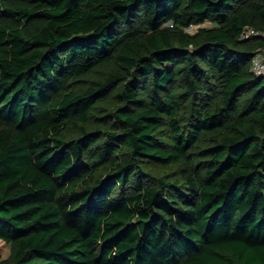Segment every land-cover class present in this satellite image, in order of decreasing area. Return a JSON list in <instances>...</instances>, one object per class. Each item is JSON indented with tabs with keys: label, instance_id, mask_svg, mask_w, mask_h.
Here are the masks:
<instances>
[{
	"label": "trees",
	"instance_id": "1",
	"mask_svg": "<svg viewBox=\"0 0 264 264\" xmlns=\"http://www.w3.org/2000/svg\"><path fill=\"white\" fill-rule=\"evenodd\" d=\"M248 28L258 34L241 38ZM257 50L264 0H0V240L11 264H264ZM102 64L83 91L68 89ZM107 97L111 110L98 107ZM184 101L197 106L187 131ZM69 125L78 137H64ZM204 133L203 171L145 182L144 164L187 163Z\"/></svg>",
	"mask_w": 264,
	"mask_h": 264
},
{
	"label": "rangeland",
	"instance_id": "2",
	"mask_svg": "<svg viewBox=\"0 0 264 264\" xmlns=\"http://www.w3.org/2000/svg\"><path fill=\"white\" fill-rule=\"evenodd\" d=\"M215 23L212 21H207L201 25L190 26L185 28L188 32H194L199 26L200 27H211ZM109 68L108 64H102L98 66L91 74L82 76L68 85V89L75 92L83 91L92 80L99 78L103 73ZM178 92H182V89H178ZM98 107L102 109L111 110L114 107V103L111 98L107 97L99 101ZM181 107L184 112V118L181 121V126L187 131L190 125V115L197 108L196 103L191 101L181 102ZM88 128H93V125H88ZM111 129V128H110ZM170 133L171 129L168 125L163 126L160 132V138L167 144L170 143ZM186 133V132H185ZM213 133H204L202 137L197 140L193 146L188 149V159L187 163L179 161L176 163H171L167 165H155V164H144L145 171V182L149 185L156 184L158 181L173 182L176 179L179 180L181 184H184V180L181 176V170L185 166H189L192 170L203 171L208 163L207 147L210 145V137ZM79 136V129L76 126L69 125L64 131V137L66 139H72ZM105 138V136H104ZM122 151L120 149L119 153ZM13 253V245L8 244L0 240V264H11Z\"/></svg>",
	"mask_w": 264,
	"mask_h": 264
},
{
	"label": "built area",
	"instance_id": "3",
	"mask_svg": "<svg viewBox=\"0 0 264 264\" xmlns=\"http://www.w3.org/2000/svg\"><path fill=\"white\" fill-rule=\"evenodd\" d=\"M258 32L252 28L245 29L242 32L241 38H247L251 35H257ZM252 70L256 75L264 78V51L257 50L252 58Z\"/></svg>",
	"mask_w": 264,
	"mask_h": 264
}]
</instances>
